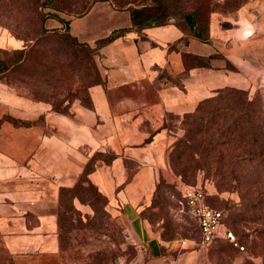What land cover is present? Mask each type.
Here are the masks:
<instances>
[{"label":"crops","instance_id":"0c3cea01","mask_svg":"<svg viewBox=\"0 0 264 264\" xmlns=\"http://www.w3.org/2000/svg\"><path fill=\"white\" fill-rule=\"evenodd\" d=\"M47 24L63 25L56 18ZM70 28L94 46L124 32L99 47L102 79L90 87L91 105L59 112L0 81V249L9 264H64L61 188L75 186L100 151L112 157L98 158L89 179L149 253L145 264H211L208 246L195 238L164 239L160 222L143 210L160 178L172 175L171 116L182 118L225 86L251 90L264 73V0L212 11L206 40L175 19L138 27L129 8L110 0L95 1ZM0 46L23 47L24 40L0 25ZM188 53L208 64L187 63ZM73 204L84 218L94 212L78 195Z\"/></svg>","mask_w":264,"mask_h":264},{"label":"rangeland","instance_id":"374dc122","mask_svg":"<svg viewBox=\"0 0 264 264\" xmlns=\"http://www.w3.org/2000/svg\"><path fill=\"white\" fill-rule=\"evenodd\" d=\"M44 1V0H42ZM99 0H58L60 7L42 6L45 13H56L68 22V28L72 19L84 15L87 7ZM118 8H128V6H148L152 13L158 10L161 13L159 19H149L147 23L167 22L171 19L179 21L183 25L188 23L185 16L192 12L195 5L194 0H110ZM169 6L168 12H161L162 7ZM229 0H205L199 5V14L196 15V21L204 31L207 29V20L211 9H216L218 5L225 6ZM120 4H124L122 7ZM144 15H141L143 17ZM56 18V16L47 15L44 19L36 20L35 23L27 22L26 30L31 37L41 36L42 27L49 29L48 35L42 37L35 49H39L40 56L37 62L35 56L37 52H33L31 59L26 62L20 71H10L0 81L9 83L17 87L21 92L27 94L30 98L38 101L51 103L52 109L55 110L56 100L58 107L70 109L74 103L88 105L90 102V87L93 82L101 79V70L98 63L97 51H91L89 48L79 50L77 56L74 53L73 46L70 41L65 38H59L60 32H65V22L62 27H54L47 24L48 19ZM3 22L11 24L15 22V18L3 17ZM58 19V18H56ZM0 25L15 35L11 29L3 24ZM143 24V27L145 26ZM34 27V31L32 28ZM58 30H55V29ZM63 28V29H62ZM4 30V29H3ZM67 30V29H66ZM72 34L71 28L69 30ZM65 34V33H64ZM16 36V35H15ZM65 36V35H64ZM17 37V36H16ZM19 38V37H18ZM22 39V38H20ZM81 42H87L78 37ZM24 40V39H22ZM33 41H25L29 43ZM40 44V45H38ZM90 44V43H89ZM91 47H95L90 44ZM40 46V47H39ZM1 47V46H0ZM6 48V47H2ZM99 48V47H98ZM14 49V48H7ZM57 50V51H56ZM59 52V53H55ZM57 54V55H56ZM54 55L57 59L56 66L61 72H57L60 76L55 80V75L50 77L34 76L30 77V73L23 72L41 67L40 61L49 60ZM7 54L0 51V57ZM50 61V60H49ZM231 67V63H228ZM23 72V73H22ZM34 74V73H31ZM37 91L38 95L33 92ZM53 93V97H49V93ZM262 93L264 97V73L259 74L258 79L253 84L250 94L254 95ZM57 111V110H56ZM169 127L174 135V140L167 148V161L172 172L170 178L162 176L158 187L153 191L149 205L143 210V214L147 215L151 221H159L161 227V235L166 240L188 237L201 240L200 228L196 218L191 214L187 206H183L179 197L180 191L177 187L176 179L181 177L184 181L191 184H200L207 192L208 201L215 207L221 209L224 213L225 226L234 230L240 237L241 242L245 245L244 250H238L229 242L219 239L208 245V256L211 264H264V234H259L254 230L261 222H249L248 220L234 221L236 214L247 213L245 206L240 204L241 195L237 189L232 186L220 187L218 178L214 171H208L207 168H197L187 173H180L173 169L170 162L169 154L175 142L184 136L186 127L184 116L178 118L171 116ZM108 157V156H107ZM87 186V183H86ZM96 210L93 214L84 218L79 211L72 210L68 214L64 231V264H145L149 259L147 251H140L139 244L136 243L129 235L127 225L123 222L117 212H111L107 209V203L104 198L95 201ZM264 205V203H263ZM114 214V215H113ZM262 236V237H261ZM1 248V247H0ZM179 251L174 252L176 255ZM0 264H9L7 256L0 249Z\"/></svg>","mask_w":264,"mask_h":264},{"label":"trees","instance_id":"16d2710c","mask_svg":"<svg viewBox=\"0 0 264 264\" xmlns=\"http://www.w3.org/2000/svg\"><path fill=\"white\" fill-rule=\"evenodd\" d=\"M203 1L205 0H194V3L199 7ZM244 1L229 0L227 5H218L216 9L224 11L235 10ZM167 4L168 2L166 1V6L160 8L161 12L169 13L170 9ZM46 5L56 8L60 7L58 0H0V23L9 27L17 37L25 41L33 39L30 44L26 43L23 47L11 50L0 47V51L7 54L5 57H0V79L8 75L7 73L10 71H20L24 67L23 65L32 58L31 55L35 56L32 54L34 51L37 52V56L34 57L36 62L38 56H40L39 49H35L36 46L34 47V45L42 37H46L50 30L42 27L41 36L36 38L31 37L26 32L29 29L27 28V22L35 23L36 20L44 19L47 15L56 16L61 22H65V34L60 32L59 38L68 39L71 46L74 45L73 50L77 56H79L78 52L81 48L85 50L89 48L91 51H97L101 44L114 39L124 32V29H117L109 36L100 39L95 47H91L89 43L81 42L75 34L69 32L70 27L68 28V22L63 17L52 12L45 13L42 10V6ZM91 5L92 2L86 11ZM123 5L120 4L121 7ZM198 7L194 8L192 12L185 16L188 26L183 25L179 21L177 23L183 26L187 32L197 36L201 40H206L209 38V17L215 9H211L207 20V29L204 31L199 22L196 21V15L199 14ZM128 8L132 12L134 25L138 27L145 23L149 25L150 23H147L149 19H159L161 17L159 16L161 14L159 13L160 10L152 13L149 11L151 8H148L146 5L131 6L130 4ZM141 15L144 16L141 17ZM3 17H12L17 20L11 25L3 22ZM21 26L27 29H20ZM32 30H35L34 27ZM55 30L58 29L56 28ZM56 51L55 53H59ZM48 59L50 61L39 62L41 67H37L32 71L26 70L23 72L30 73V77H50V75H55V80H57L60 76L57 72H61L59 67L56 66L58 59L55 55L53 58L48 57ZM185 61L189 64H208L207 61H201V57L192 53L187 54ZM101 79L93 82V84L101 81ZM33 93L38 95L37 91ZM261 94L255 93L251 95L248 89L225 86L218 89L216 94L202 99L195 110L184 115L185 134L175 142L169 154L170 162L175 171L187 173L197 168H207L208 171H214L220 187L227 188L231 185L233 189H237L240 192V204L245 206V210L249 211V214L246 212L238 213L234 216V221H264V97ZM49 97H53L52 92L49 93ZM54 102L55 107L53 108L55 110L64 113L69 112V109L58 107L56 100ZM91 104L90 96L88 105ZM102 156L106 160H110L112 154H104L103 152L97 151L88 161L75 186L61 188L59 225L62 248L65 238L63 228L68 221V214L72 210L79 211L73 204V198L78 195L83 201L89 202L95 210V201L99 198H104L105 203L108 202L107 196L91 182L88 176L94 169L98 158ZM157 184L159 185V182ZM254 230H257L259 237L261 234H264V222H261ZM219 239L232 244L222 237H218L214 241ZM261 239L264 243V239ZM235 248L239 250L238 247Z\"/></svg>","mask_w":264,"mask_h":264},{"label":"built area","instance_id":"2783aa9c","mask_svg":"<svg viewBox=\"0 0 264 264\" xmlns=\"http://www.w3.org/2000/svg\"><path fill=\"white\" fill-rule=\"evenodd\" d=\"M176 181L181 194L180 203L187 206L198 221L201 244L208 246L216 238L222 237L238 247L239 250H244L245 245L239 240L237 233L225 226L223 211L208 201L204 187L200 184L187 183L181 177H178Z\"/></svg>","mask_w":264,"mask_h":264}]
</instances>
